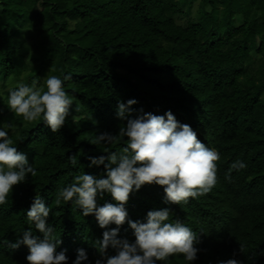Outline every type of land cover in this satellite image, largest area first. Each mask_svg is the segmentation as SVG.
I'll return each instance as SVG.
<instances>
[{"label":"trees","instance_id":"trees-1","mask_svg":"<svg viewBox=\"0 0 264 264\" xmlns=\"http://www.w3.org/2000/svg\"><path fill=\"white\" fill-rule=\"evenodd\" d=\"M49 74L70 77L63 86L73 101L56 133L6 105L10 87L32 79L43 86ZM129 99L138 101L134 114L171 110L220 154L210 192L168 204L162 186L146 184L130 194L129 218L169 208L172 220L199 234L193 264L233 258L264 264V0H0V125H15L13 146L37 169L0 206V241L15 242L18 232L29 230L26 214L39 192L53 210L49 223L62 240L57 251L66 250L72 264L83 248L95 264L92 242L105 229L70 202L57 205L55 194L82 171L104 173L103 165L89 166V157L116 151L127 138L111 145L91 141L118 134L125 123L118 103ZM70 155L78 156L76 166ZM237 159L247 167L225 179ZM105 202L116 203L109 194L98 199ZM120 236L135 240L127 222ZM28 254L25 245L0 244V264H28ZM167 264L187 262L173 255Z\"/></svg>","mask_w":264,"mask_h":264},{"label":"clouds","instance_id":"clouds-1","mask_svg":"<svg viewBox=\"0 0 264 264\" xmlns=\"http://www.w3.org/2000/svg\"><path fill=\"white\" fill-rule=\"evenodd\" d=\"M63 79L49 74L43 80L32 79L30 83L20 82L8 89L7 107L15 116L31 123L42 120L53 133L65 125L72 98L64 89ZM135 99L119 102L117 117L125 122L118 134L108 132L95 135L92 144L111 145L124 140L125 146L105 152L107 155L91 156V166H104L100 176L82 171L72 182L57 189L55 203H71L81 210L83 217L93 215L101 229V239L92 242L99 258L95 264H167L173 255H182L187 264L198 259L197 247L201 243L199 234L179 219L172 220L169 208L153 209L143 220L129 218L126 204L130 194L139 192L142 186L155 184L163 187L164 200L168 204H186L189 198H199L210 192L217 183V162L220 154L197 138V132L189 124L181 123L171 110L163 115L151 112L134 114ZM15 132L13 123L0 125V206L5 205L12 194L13 186L37 176V169L30 164L27 155L13 146L10 133ZM68 160L76 166L78 156L70 155ZM247 167L240 159L234 161L225 174L231 180L233 170L239 172ZM109 194L116 203L105 202ZM52 207L37 192L27 211L29 230L15 242L0 241L10 249L27 246L28 264H69L65 251H57L62 243L57 230L49 223ZM133 230L134 241L120 236L125 223ZM116 225L110 228V225ZM33 227L35 231H33ZM38 233V234H37ZM115 254H110L109 249ZM241 251L244 246L241 245ZM91 264L87 251L77 250L72 264ZM220 264H241L237 259L221 261Z\"/></svg>","mask_w":264,"mask_h":264}]
</instances>
